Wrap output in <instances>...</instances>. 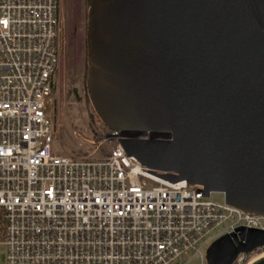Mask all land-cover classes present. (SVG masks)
I'll return each mask as SVG.
<instances>
[{
    "label": "water",
    "instance_id": "obj_1",
    "mask_svg": "<svg viewBox=\"0 0 264 264\" xmlns=\"http://www.w3.org/2000/svg\"><path fill=\"white\" fill-rule=\"evenodd\" d=\"M86 93L149 174L264 216V0H86ZM151 134L164 139H142ZM264 247L214 240L206 264ZM252 264H264V256Z\"/></svg>",
    "mask_w": 264,
    "mask_h": 264
},
{
    "label": "built area",
    "instance_id": "obj_2",
    "mask_svg": "<svg viewBox=\"0 0 264 264\" xmlns=\"http://www.w3.org/2000/svg\"><path fill=\"white\" fill-rule=\"evenodd\" d=\"M62 27L60 0H0V264L203 263L220 236L264 231V216L146 172L128 134L107 130L100 157L54 152Z\"/></svg>",
    "mask_w": 264,
    "mask_h": 264
},
{
    "label": "rangeland",
    "instance_id": "obj_3",
    "mask_svg": "<svg viewBox=\"0 0 264 264\" xmlns=\"http://www.w3.org/2000/svg\"><path fill=\"white\" fill-rule=\"evenodd\" d=\"M60 9L63 26L61 86L54 103L53 123L54 125L60 123L61 128L53 144L54 152L100 157V153L105 152V149L100 147L99 152H95V149L98 141L103 138L108 129L96 116L86 93V0H60ZM57 110L61 113V120H58ZM142 138L164 139V137L148 133H145ZM210 199L220 203L223 201V195L212 193ZM210 244L204 248V262L202 263L198 257H194L190 264H206L205 253ZM259 255L264 256V250L257 254V256Z\"/></svg>",
    "mask_w": 264,
    "mask_h": 264
}]
</instances>
